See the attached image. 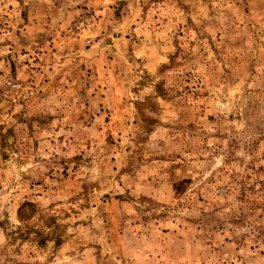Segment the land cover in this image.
<instances>
[{
	"label": "rangeland",
	"instance_id": "rangeland-1",
	"mask_svg": "<svg viewBox=\"0 0 264 264\" xmlns=\"http://www.w3.org/2000/svg\"><path fill=\"white\" fill-rule=\"evenodd\" d=\"M0 264H264V0H0Z\"/></svg>",
	"mask_w": 264,
	"mask_h": 264
},
{
	"label": "trees",
	"instance_id": "trees-1",
	"mask_svg": "<svg viewBox=\"0 0 264 264\" xmlns=\"http://www.w3.org/2000/svg\"><path fill=\"white\" fill-rule=\"evenodd\" d=\"M57 243H59V242L57 241Z\"/></svg>",
	"mask_w": 264,
	"mask_h": 264
}]
</instances>
